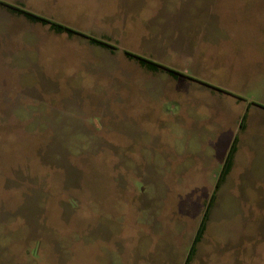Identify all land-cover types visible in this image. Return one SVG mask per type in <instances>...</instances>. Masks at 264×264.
<instances>
[{
    "label": "rangeland",
    "instance_id": "obj_1",
    "mask_svg": "<svg viewBox=\"0 0 264 264\" xmlns=\"http://www.w3.org/2000/svg\"><path fill=\"white\" fill-rule=\"evenodd\" d=\"M0 2V264H264V0Z\"/></svg>",
    "mask_w": 264,
    "mask_h": 264
},
{
    "label": "trees",
    "instance_id": "obj_2",
    "mask_svg": "<svg viewBox=\"0 0 264 264\" xmlns=\"http://www.w3.org/2000/svg\"><path fill=\"white\" fill-rule=\"evenodd\" d=\"M2 5H4L7 10L13 14H18V15H23L25 18H27L29 21L31 22H39L41 24H44V25H48L49 28L51 30H53L54 32L56 33H67L69 35H73V34H77V35H81V36H84L86 39H88L89 42L93 43V44H96L98 46H101V47H104V48H108V49H115L116 46L102 40V39H98V38H95V37H92V36H89V35H86L78 30H75L74 28L70 27V26H67L63 23H59V22H56V21H53L45 16H42L40 14H37V13H34L30 10H27L23 7H20L18 5H14V4H11V3H6V2H0ZM127 56H129L130 58L132 59H135L137 60V62L145 67L146 69H148L149 71H152V72H157L158 70H160V68H163L167 71V73L172 76L173 78L175 79H178L179 75H183L185 77H188V78H192L184 73H181L171 67H168L164 64H161L157 61H153V60H150L144 56H141V55H138V54H135L133 52H130V51H125L124 52ZM242 124V123H241ZM236 148H237V137H235V139L233 140V143L230 147V150L227 154V157L224 161V164H223V167H222V170L219 174V177H218V180L216 182V185H215V189L214 191L212 192V195L210 196L209 198V201L207 203V206H206V210H205V213L203 214L202 216V220H201V224L199 225L197 231H196V234H195V237L193 239V243H192V249L195 245V243L197 242L198 238L200 237L201 233H202V229H203V223L205 221V219L207 218L208 216V213H209V210L211 208V206L213 205V202L215 200V195H216V192L217 190L220 188L221 184L223 183V181L225 180V177L227 176V174L229 173L230 169H231V165H232V159H233V154L235 153L236 151ZM192 251V250H191ZM191 253V252H190ZM190 257V255H189ZM189 257H188V260H189ZM187 260V262H188Z\"/></svg>",
    "mask_w": 264,
    "mask_h": 264
}]
</instances>
